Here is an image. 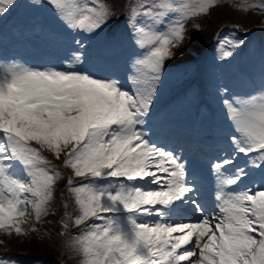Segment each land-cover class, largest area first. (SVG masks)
Returning <instances> with one entry per match:
<instances>
[{
  "label": "snow or ice",
  "instance_id": "obj_1",
  "mask_svg": "<svg viewBox=\"0 0 264 264\" xmlns=\"http://www.w3.org/2000/svg\"><path fill=\"white\" fill-rule=\"evenodd\" d=\"M47 3L66 29L81 34H95L114 18L107 0ZM16 4L0 0V18ZM219 6L220 0L141 4L131 35L144 54L127 84L84 69L82 40L58 66L0 64V235L37 231L56 214L63 179L78 214L63 203L61 235L85 226L75 239L81 264H264V180L244 183L255 170L264 174V90L222 100L230 150L212 164L210 205L188 180L182 157L145 131L186 24ZM249 8L264 11V0ZM243 43L225 38L221 58ZM46 153L62 161L67 177Z\"/></svg>",
  "mask_w": 264,
  "mask_h": 264
},
{
  "label": "rangeland",
  "instance_id": "obj_2",
  "mask_svg": "<svg viewBox=\"0 0 264 264\" xmlns=\"http://www.w3.org/2000/svg\"><path fill=\"white\" fill-rule=\"evenodd\" d=\"M151 2L152 0H107L109 6H114L117 9L122 7L124 4H126V6H131L133 10V22H135L136 13L141 11V4ZM177 2L179 3L180 0H177ZM193 2L195 3L196 0H189V4H194ZM227 3H229L227 0H224L223 3L220 2V6L214 8L210 15L192 17L189 21L190 23L186 24L187 32L184 43L180 47L173 50L174 57L166 61L165 65L167 63H175L177 61L196 57L200 52V50L198 51L200 44L203 42L200 38L203 34H206L204 37H208V35L212 32L211 26L213 24H218L223 20L227 21V19H231L232 21L243 24V26H245L247 29L260 22L264 24V13L237 9L233 5ZM192 33L194 34L193 38L190 36ZM164 80L165 81H161L160 85L158 86L157 93L160 97L168 96V94L172 92L171 88L176 87V84H173L172 82L173 78H170L167 72H165ZM261 90H264V88H262ZM261 90H259L257 94L261 92ZM46 155L48 157H52L50 153H46ZM49 159L52 160L51 158ZM75 228L77 229L78 227L74 226V229ZM8 239L10 241V247L12 246V248H14L15 250L22 249L26 250L29 253H35V251H31V249H38L39 247H42V249L47 248L44 242H42L35 236H32L31 238H29L27 235L19 237H8ZM70 242L68 241L64 246H57L56 249L50 247L49 251L51 253H60V251H63V254L61 256L62 259H66V261L68 262L67 264H81V254L75 244ZM6 250L8 251V249Z\"/></svg>",
  "mask_w": 264,
  "mask_h": 264
},
{
  "label": "bare ground",
  "instance_id": "obj_3",
  "mask_svg": "<svg viewBox=\"0 0 264 264\" xmlns=\"http://www.w3.org/2000/svg\"><path fill=\"white\" fill-rule=\"evenodd\" d=\"M119 80L127 83H130V76H127L124 72V76L122 77H118ZM165 99H162L158 96L157 93V99L154 102L153 108L150 112V115L147 117V123H146V128L145 131L150 134V136L152 137V139L156 140L158 143L160 144H164L167 145L168 143L170 144V140L173 138H178L179 141L181 142V140H183L181 137L183 135H181V132L187 131L189 129L188 125L186 124V122L184 121L185 118H183L184 123L180 126L177 127H173L170 126V124H165L162 121H157L156 117L154 116V111L158 108L159 104ZM157 111H160V109H157ZM159 113V112H157ZM171 122V121H170ZM201 130H206L207 127L206 125H202L200 127ZM172 143V142H171ZM173 144V143H172ZM170 149H172L171 147H169ZM173 150V149H172ZM230 150V145L226 146V150L225 152ZM174 151V150H173ZM176 154H178L179 156L182 157L183 162L186 164V171H187V178L189 180V174H192L196 168L195 165H197L196 160L198 161V159H196L195 157H191V156H185V152H176L174 151ZM224 155V154H222ZM221 155V156H222ZM243 159V157L241 158V160ZM254 174L260 176L262 175V173L259 170H255L253 171ZM59 211H61V209H58ZM91 221H89L90 223ZM55 227H61L59 222H56ZM85 226H83L84 228ZM56 242V241H53ZM0 252H4V249H2L0 247ZM12 264H14L12 262Z\"/></svg>",
  "mask_w": 264,
  "mask_h": 264
}]
</instances>
